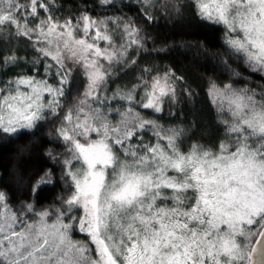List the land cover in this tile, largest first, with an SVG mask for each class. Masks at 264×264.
<instances>
[{
  "label": "snow or ice",
  "instance_id": "1",
  "mask_svg": "<svg viewBox=\"0 0 264 264\" xmlns=\"http://www.w3.org/2000/svg\"><path fill=\"white\" fill-rule=\"evenodd\" d=\"M98 3H134L148 23L190 9L222 30L247 76L224 61L228 81L210 79L205 92L220 138L186 143L189 128L161 123L193 95L182 75L144 67L109 87L151 38L134 18L0 0V136L50 122L60 146L46 153L58 177L46 169L29 199L13 202L0 185V264H264V0ZM57 180L61 194L38 208V192Z\"/></svg>",
  "mask_w": 264,
  "mask_h": 264
},
{
  "label": "trees",
  "instance_id": "2",
  "mask_svg": "<svg viewBox=\"0 0 264 264\" xmlns=\"http://www.w3.org/2000/svg\"><path fill=\"white\" fill-rule=\"evenodd\" d=\"M127 3V0H125ZM62 8L57 15L77 14L84 9L93 16L122 13L136 20L146 34L151 37L146 41L145 50L138 56V67L151 66L158 69H173L185 78V84L192 89L191 97L181 94L180 102L171 112L175 115L162 114L161 123L165 126L189 128L186 143L199 140L211 144L220 138L221 128L216 124V114L209 105L206 88L210 79L227 82L229 74L224 61L232 68L247 76L243 65L228 54L222 42V30L198 21L190 9L181 14L169 11L167 14L156 11L155 21H143L138 6L134 3L106 8L98 0H62ZM15 39L7 44L16 45ZM18 55L31 59L32 53L23 43L17 49ZM136 69L119 76L110 88H116L133 82ZM11 74V73H10ZM259 77L253 74V80ZM255 86V85H253ZM77 85L74 83L69 92V100L74 97ZM82 90V83L80 85ZM195 124L194 129L191 128ZM50 122L41 123L33 132H24L14 137L0 136V185L8 190L13 202L31 197V188L38 176L52 168L59 173V167L53 165L47 157L49 150H60V146L49 138ZM62 184L57 180L54 186L43 187L35 197L37 207L53 204L61 194Z\"/></svg>",
  "mask_w": 264,
  "mask_h": 264
},
{
  "label": "rangeland",
  "instance_id": "3",
  "mask_svg": "<svg viewBox=\"0 0 264 264\" xmlns=\"http://www.w3.org/2000/svg\"><path fill=\"white\" fill-rule=\"evenodd\" d=\"M184 10L186 11L187 9H184ZM133 55H135V53H133ZM136 58L138 59V57H136ZM144 67H150V68H153V67H151V66H142V67H138L137 64H136V65H135L134 67H132V68H127V69H125L124 71L119 72V74L117 75V77L115 78V80H117V78H118L119 76L125 74L126 72L132 71V69H136L137 71H136V72H133V73L135 74L134 79H133V81H134L135 78H136V76L139 75L140 70L143 69ZM153 69H154V70H159V71H161V72L165 70V68H163V69H158V68H155V67H154ZM175 107H176V106H175ZM175 107H174V108H175ZM174 108H172V109H170V110H173ZM170 110L166 109V111H165L164 113L168 114V112H169Z\"/></svg>",
  "mask_w": 264,
  "mask_h": 264
}]
</instances>
